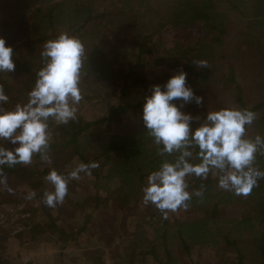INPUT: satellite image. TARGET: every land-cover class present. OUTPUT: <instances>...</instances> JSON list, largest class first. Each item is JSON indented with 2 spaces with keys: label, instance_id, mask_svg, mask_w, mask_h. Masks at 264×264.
<instances>
[{
  "label": "trees",
  "instance_id": "obj_1",
  "mask_svg": "<svg viewBox=\"0 0 264 264\" xmlns=\"http://www.w3.org/2000/svg\"><path fill=\"white\" fill-rule=\"evenodd\" d=\"M232 1L6 0L10 7L0 12V37L13 49L15 69L0 75V85L9 97L3 104L5 109L27 101L36 72L43 65L40 52L45 41L67 32L78 37L85 49L82 100L77 105V110H81L68 124L50 121L49 169L37 166L42 161L39 154L33 155L35 162L30 165L0 166V174L6 177L3 185L6 191H13L19 184L40 188L34 190L33 199L38 204L25 219L26 233L46 242L67 240L64 233L72 226L77 224L78 231L86 229L89 216L93 217L89 210L92 199L95 206L106 202L116 216L114 228L107 232L109 239L116 241L108 252L112 264H177L176 252L182 260L180 264H200L199 258L192 255L198 251L190 247L185 235L194 228L210 229L216 234L218 243L204 247V251H215L217 247L224 253L212 256L210 261L214 264H264V232L259 237L236 232L239 224H248L250 220L258 218L260 223L264 222V199L253 202L250 205L253 210L247 212L231 208L230 191L208 199L217 180L210 173L207 179L186 177L187 190L192 193L202 189L203 196L193 195L187 209L169 211L166 219L154 206L142 202L141 189L147 175L159 167L157 159L169 157L167 160L172 161L176 155L158 154L159 146L152 142L141 119L144 98L151 93L149 84L163 86L158 79H162L166 69L172 75L185 71L187 85L203 98L200 105L194 102L183 105L182 109L187 108L184 112L204 116L206 111L225 108L231 101L232 108L250 109L256 118L264 116V0ZM166 26L177 29L179 36L192 38V42L184 46L175 42L165 48L158 33ZM201 60L207 61L206 68L196 65ZM174 103L180 105L179 101ZM98 104L102 105L100 114L88 119L87 109L94 110ZM196 122H192L193 128L198 126ZM99 123L103 131L97 133L93 129ZM247 131L246 137L251 136ZM66 148L70 156L74 155V165L69 156H64ZM196 151L193 149L194 156ZM92 161L99 166L91 170V175L81 173L79 180L69 181L64 202L56 206L62 212L67 211L63 220L53 217L51 207L42 203L43 193L52 190L44 177L51 169L67 175L77 164ZM9 200H16L14 194ZM125 209L132 211L129 229L126 224L129 219L123 220ZM229 209L234 213L225 215ZM40 211L51 218L50 230L37 221L34 223ZM78 212L82 214L80 221L72 216ZM249 213L252 215L246 217ZM68 216L71 221L66 223ZM119 224L123 232L117 229ZM230 224L234 232L226 229ZM170 231L181 241L177 249L167 244ZM1 238L5 241L7 236L2 234ZM3 241H0V264H11V248ZM97 249L95 245L86 248L87 252L90 250L88 259H93L99 252ZM56 259L59 264L60 259ZM38 263L29 259L23 264Z\"/></svg>",
  "mask_w": 264,
  "mask_h": 264
},
{
  "label": "clouds",
  "instance_id": "obj_2",
  "mask_svg": "<svg viewBox=\"0 0 264 264\" xmlns=\"http://www.w3.org/2000/svg\"><path fill=\"white\" fill-rule=\"evenodd\" d=\"M84 52L78 37L60 32L42 45L43 65L36 72L25 103L5 109L3 104L9 97L0 85V166L30 165L34 154L50 162V121L60 125L77 118V105L82 100ZM13 55L12 47L0 37V72L14 71ZM196 65L206 68L207 61H198ZM186 80L187 73L179 70L163 86L152 85L142 105L141 119L153 143L159 146L158 154H176L172 161L162 160L147 175L141 189L142 202L154 206L165 219L169 211L187 209L193 195L203 196L202 189L192 193L187 190L188 176L207 179L210 173L218 174L217 186L237 196H247L264 179V170L255 166L257 154H264V137L245 135L256 113L247 108L225 107L206 111L201 120L198 115L184 112L183 105H200L203 100ZM194 120L200 121L195 128L191 126ZM193 149L197 150L195 156ZM98 166L95 161L81 162L67 175L51 169L44 180L52 185V190L43 193L42 203L53 208L63 203L69 181L79 180L81 173L91 175V170ZM0 185H6L2 174ZM34 195L30 192L27 198Z\"/></svg>",
  "mask_w": 264,
  "mask_h": 264
},
{
  "label": "rangeland",
  "instance_id": "obj_3",
  "mask_svg": "<svg viewBox=\"0 0 264 264\" xmlns=\"http://www.w3.org/2000/svg\"><path fill=\"white\" fill-rule=\"evenodd\" d=\"M237 1L233 0L232 2ZM239 4V3H238ZM0 5H2V8H0V12L3 13L5 11L4 9H7V7H10L6 0H0ZM245 4L241 7L242 10L245 9ZM1 7V6H0ZM240 7V5H238ZM244 7V8H243ZM245 11V10H244ZM235 15H238V13H235ZM1 18V13H0ZM16 37L19 36L18 34H14ZM158 36L160 38V41L162 43V46L165 48L172 47L175 42H179L180 45H187L189 42H192L190 37H184L179 36L177 29H174L172 27L166 26L161 29V31L158 33ZM164 52L162 51V54ZM162 57V56H161ZM134 59V56L131 57V60ZM159 63V62H157ZM167 67V66H165ZM1 76H5V72L0 73ZM172 75L170 72V69H166L164 72H162V79H158V82L161 84H164L167 79ZM153 84H149L151 86ZM217 91V90H216ZM206 103V102H205ZM203 103L202 105H204ZM98 104L94 110L87 109L86 117L88 119H91L93 115H99L100 107L102 108V105ZM187 107V106H186ZM226 107H234V104L229 101L226 105ZM187 109V108H186ZM186 109H182L183 111H186ZM81 109L77 110L79 112ZM210 110V108L208 109ZM212 111V110H211ZM192 114V113H191ZM193 115V114H192ZM194 116V115H193ZM199 116L203 117L202 114H199ZM202 120V119H201ZM197 121V120H196ZM200 121H197L196 123L199 124ZM202 122V121H201ZM249 130L247 131L251 136L248 138H252L255 135L259 134L262 137H264V116H258L251 125H249ZM103 129H105V124L103 125ZM97 133L102 130V124L95 125L94 129ZM124 133H127L126 131ZM102 135V133H101ZM100 135V136H101ZM103 136V135H102ZM101 136V138H102ZM153 142V140H152ZM154 149V148H153ZM64 156H69L70 162L74 165V155L70 156L68 148H66V151L64 153ZM169 157H167L168 159ZM162 158L157 159L159 163L162 162ZM35 161L32 160V163ZM255 164H257V167L261 170H264V154L258 153L256 157ZM37 166L40 168L49 167V162L45 161H39L37 163ZM49 169V168H48ZM50 171V170H49ZM82 176V175H81ZM211 177H216L218 179V174L213 175L211 173ZM47 182V181H46ZM260 183L264 184V179H261L258 181L257 186H255L251 192L247 196H237L234 194H230L231 197V205L238 210L241 209L245 212L249 211L251 208V204L253 202H257L260 199H264V186H262ZM48 182L46 183V185ZM45 185V186H46ZM78 186V183H77ZM40 189V188H38ZM36 189H31V187H28L25 184H19L13 191H6L5 187L3 185H0V191L2 194H0V229L4 230V233L0 231V241H3L1 238V235L4 234V236H7L5 239V242L11 251V257L13 258L11 264H23L25 261L31 259L34 261H37L41 264H56V261L60 259L59 264H112L111 260L109 259V251H111L114 248V245L116 244V241L111 238L109 239V235H107V232L114 228L115 221L114 216L115 213L113 210H111L110 206L106 204V202H101L98 205H94L93 200L91 199L89 206L91 207V213L92 218L89 216L86 224V229L78 231L77 224L72 226L67 232H65V236L67 240L63 239H53L52 241L46 242L39 240L38 238L32 237V233H26V229L28 228V224H26L25 219L28 216L29 210L34 207L36 204H38L37 200H34V196L31 198L28 197V193L34 192ZM47 189V187H46ZM51 189V188H50ZM225 190L219 188L217 186V180L212 185V191H209L208 199H215L216 197H219L222 192ZM6 192H9V195H6ZM41 192V191H39ZM14 194V198L16 200H9L12 198V195ZM215 194V195H214ZM222 199V197L220 198ZM140 203V202H139ZM235 205V206H234ZM57 206V205H56ZM56 206L49 210V212L52 214L53 217L59 218L63 220V217L65 216L66 212H62V209L56 208ZM88 209V207H86ZM253 210V208H251ZM225 215H229L234 213L229 209L225 210ZM242 212V211H241ZM132 215V211L130 209H125V212H123V220L129 219ZM246 217H249L252 215L251 213L245 214ZM73 217H75L76 220H81V213H73ZM116 217V216H115ZM65 222L67 223L71 221V216H68L65 218ZM184 220L188 221L189 218ZM35 221L39 222L46 230H50V223L51 218L47 217L42 211L37 212L36 216L34 217V223ZM129 222L126 223L127 227L131 226L129 225ZM179 221V220H178ZM180 222V221H179ZM47 223V224H46ZM121 224V223H120ZM119 224L118 228L119 231H122V227ZM211 226V225H210ZM129 229V227H128ZM226 229H232L234 232V226L233 225H227ZM118 230H116L117 234ZM236 232L239 234L246 233V235H254L255 237H259L261 233L264 232V222H259V219L256 220H250L248 224H239L236 228ZM248 233H255V234H248ZM7 234V235H6ZM153 235V234H152ZM186 237L188 241L190 240V247L194 249L198 254H192L193 258H199L198 262L200 264H214L213 261H210L212 256L214 254H224L222 251H219L217 247H215V251L207 249V251L210 253V255H207V251H204L205 245H208L210 243H214L215 245L218 243L216 234H214L213 230L205 229V231H202L201 229L194 228L190 229V231L186 232ZM116 237V235H114ZM131 236L133 237V232L131 230ZM131 237V238H132ZM156 240H158V236L154 235ZM175 232L170 231L167 238V244L170 246H173V249H177L181 245V241L179 239L175 238ZM21 244V246L19 245ZM95 245V247H98L97 252L91 262V259H88V252L86 251V248L91 249L92 246ZM192 249H190L192 251ZM43 254H46V256H41ZM53 254V255H52ZM55 254V255H54ZM231 255V254H228ZM56 256V257H55ZM174 257L179 260L177 264H180L182 260L179 258V254L176 252ZM192 258V257H191ZM192 258V259H193ZM38 263V264H39ZM175 264V263H174Z\"/></svg>",
  "mask_w": 264,
  "mask_h": 264
}]
</instances>
